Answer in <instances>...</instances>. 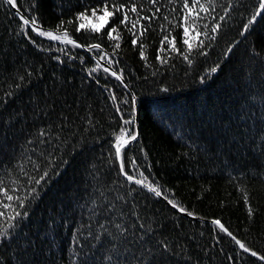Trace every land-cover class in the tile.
I'll return each mask as SVG.
<instances>
[{
	"label": "trees",
	"instance_id": "obj_1",
	"mask_svg": "<svg viewBox=\"0 0 264 264\" xmlns=\"http://www.w3.org/2000/svg\"><path fill=\"white\" fill-rule=\"evenodd\" d=\"M102 2L17 0V5L26 17H38L44 30L55 33L64 21L77 43H99L109 56L119 43L114 57L118 63L111 67L123 71L126 88L102 69L90 76L97 62L83 48L41 37L29 28L28 36L36 41L31 43L18 13L0 0V211L6 212L0 228L9 227L5 221L15 210L27 212L12 222L16 226L10 228V238L0 243V264H106L109 255L127 264L133 253L143 251V242L131 244L130 252L119 245L117 255L109 237L96 242L88 233L95 236L100 224L119 220L121 211L134 221L133 205L155 230L146 237L148 246L155 249L164 240L171 247L170 253L157 255V264H264L212 223L220 220L249 249L264 255V12L241 34L259 0H213L211 15L200 12L198 30L203 33L207 24L215 39L200 36L205 47L193 48L191 64L176 52L159 53L167 56L165 64L156 59L169 32L176 47L186 49L183 27L177 26L186 13L181 0H158L155 5L150 0H117L134 2L142 16L155 13L150 27L148 20L141 21L148 31L135 46L132 34L119 25V13L112 22L118 25V41L105 35L112 23L99 34L75 31L81 22L77 14L87 10L91 15ZM221 15H226L224 21H219ZM217 22L221 28L213 34L210 29ZM141 42L146 59L140 56ZM89 52L98 58V52ZM106 87L117 101L109 98ZM121 115L134 116V124L125 127L138 131L137 139L122 149L126 170L137 179L146 177V185L158 186L163 198L120 174L114 144L124 126ZM43 130L47 136L41 137ZM132 159L136 163L129 168ZM44 171L48 176L35 184ZM33 187L38 196L33 193L36 198L29 197L23 209L4 197L5 190L28 196ZM168 200L194 215L180 213ZM74 235L79 244L73 243Z\"/></svg>",
	"mask_w": 264,
	"mask_h": 264
},
{
	"label": "snow or ice",
	"instance_id": "obj_2",
	"mask_svg": "<svg viewBox=\"0 0 264 264\" xmlns=\"http://www.w3.org/2000/svg\"><path fill=\"white\" fill-rule=\"evenodd\" d=\"M5 3L12 6L13 8L17 9V13L19 15V18L22 22L24 35L29 39V41L33 44H36V41L32 39L31 36H28L27 29H31L33 33H36L37 35L41 37H47L51 39L52 41H60L65 44L72 45L75 48H85L88 51L95 50L99 53L96 66L91 69L89 72V75L91 76L92 73L96 72L97 69H102L103 72L110 74L111 76L115 77V79L121 81V83L124 85V87H127V84L124 83L123 80V71L117 72L116 70H113L111 67L113 63H118V61L114 60L115 57V49L120 48V44L116 43L114 45V51L112 56H109L107 52H105L102 49V45L99 43L95 44H89V45H82L80 43H77L73 38L70 37L69 31L64 28V21H61L59 25H57V28L55 30V33L53 31L44 30L42 28V25L39 23L38 17L33 15L31 18L26 17L23 13H20L19 6L17 5V0H4ZM152 4H157L158 0H150ZM182 3V9L186 10V13L183 15L182 23L177 25L180 27H183V39L182 44L186 46V49L184 51H181V49L176 47V37H171V33L169 32L167 35H164L163 38L160 41V48L158 49V55L156 56V59L159 60L162 64L167 63L168 58L167 56H161L159 53H170V52H176L177 54L183 56V59L187 61L189 64H191V55L193 53V48L196 47L198 49H203L205 47L204 40L200 39V36L203 35L208 40H214L215 35H210L208 31V25L204 24L203 28L205 29L203 33L198 30L197 28V20H202L203 17L200 16V12L207 13L211 15V12L213 10L212 4L213 0H208V4L206 6L205 3H201L200 0H191V4L189 3V0H181ZM197 8L199 11H197ZM140 11L138 10L136 4L130 3H118L117 0H103L102 6H98L96 8L91 9V15H88V11L81 12L77 14L76 20L81 21L78 24V27H76L75 31L80 32L83 30H88L92 33H101L102 30L109 25V23H112L117 13H119L122 18L119 20V25H123L125 29L130 32L133 36L132 44L135 46L137 45L138 41H141V37L144 36V34L148 31V27H150V22L152 19H155V13L153 16H142L140 15ZM160 11L159 8H156V12L158 13ZM175 11V9H173ZM262 12H264V0H259L258 3V9L254 10L253 15L248 20V22L243 25V31L242 35L247 32L252 24L257 20L258 17L261 16ZM134 14L135 19L132 18L130 15ZM229 13L226 12V15ZM226 15L219 16V21H224L226 19ZM93 18L95 19V22H93ZM163 19L165 21H168L171 23V21L168 20V16H164ZM215 19V17H214ZM148 20L149 26L145 27L141 21ZM191 21V23H189ZM69 25L73 23L72 20H69L67 22ZM140 26L139 33H137V26ZM221 28V24L219 22L215 23L214 26L210 29L211 33H217L219 29ZM161 30H165V26H161ZM174 30V29H173ZM58 33V34H57ZM114 33L116 35H114ZM194 33V35L192 34ZM105 35L110 40H116L118 41L120 39L118 25L115 23H112V27L109 28V30L105 33ZM167 42L168 47L165 48L164 44ZM144 47L145 45L141 42L140 43V56L142 59H146L145 53H144ZM61 52H65L64 49H60ZM228 52H231V48L227 50ZM67 54V53H65ZM197 54L205 55L204 52H198ZM57 60H59V57H56ZM101 61H106L107 66L100 63ZM219 65L216 67H213L210 69L211 73H215L218 70ZM203 79V78H202ZM99 83V81H96ZM106 91H109L111 93L110 89H105ZM113 102L117 101V96L114 93L110 94L109 97ZM124 103H128L127 100L123 101ZM131 103L133 106L136 105V97L133 95ZM117 111H120L119 105L117 106ZM121 119L123 121V125L120 129L119 134L115 136V157L117 160L120 161L119 164V172L122 176L125 177L126 181L131 183H134L135 185L140 186H146L148 190L155 194L156 197H161L163 195L161 189L158 186H153L152 184H145L146 177L144 179H137L135 176V173L129 174V171L125 168V163L122 158V149L125 147L126 144H128L130 141H135L137 139V136L134 132L130 131L127 127L128 125H132L135 122L134 116L131 119H124L123 115H121ZM91 122V121H89ZM41 137L47 136V131L43 130L39 133ZM125 136L128 137V139H125ZM135 160L132 159L129 162V168H131L132 165H135ZM138 170V169H137ZM139 175L141 177L144 176L143 172H140ZM48 176V172L44 171L43 175L40 176L39 179L35 180V184H40L42 180L45 179V177ZM34 179V178H33ZM131 191H135V189H130ZM33 193H36V196H38V193L36 191V188L33 187L29 193L28 196L25 197H19L14 195H9L8 191H4V197L8 201H18V208L23 209L25 207V201L31 197L33 199L36 198V196H33ZM118 199L123 200L124 197H118ZM167 199V197H165ZM245 202L247 203L248 197L245 195L244 197ZM168 203L171 204L173 208H177L180 213H186L188 216H193L194 214L191 211H188L186 208L180 206L179 204L173 202L172 200H168ZM3 208L9 209L13 206L11 204H3ZM115 207L114 205L112 206ZM249 215H252V208L249 206L248 208ZM120 219L116 220L113 219L110 222L102 223L99 225V230L97 231L96 235L93 236L92 232L89 231L88 236L92 237V239L96 242H100L103 236L109 237L110 242L112 243L111 251L113 253H116L117 255L120 254V247L119 245H123V251L124 252H130L131 244H135L137 242H143L142 248L143 251L140 252L139 255L136 253H133V260L127 261V264H157L155 258L157 255L163 256L165 253L171 252V247L168 243H166L164 240H158L156 243L159 247L153 249L152 247H149L147 244L146 237L151 236L154 233V229L152 228L151 224L145 225L142 218L139 216V214L136 211V206H132V210L130 215L132 217H135V220L129 219V214L121 211L117 214ZM6 212L0 211V218L5 217ZM21 216H27V212L24 211L21 213L19 210H15L14 214L12 216H7V220L5 223L9 225L7 228H0V243H3L5 240H8L10 238V228L15 227L16 225L12 223L13 221H16L17 217ZM108 223L111 224V229L108 227ZM213 224L219 226L220 230L222 232H225L229 237L232 238V240L239 245V247L246 253H250L253 257H258L261 261H264V255H259L255 251H252L249 249L245 243L241 242V240L237 239L223 224H221L220 220H213ZM137 226L141 230L139 234H137L136 229ZM73 243L79 244L80 240L79 237L74 235L73 236ZM75 255V253H74ZM75 264V262H74ZM106 264H123V262L119 260H113L112 256L109 255L106 257Z\"/></svg>",
	"mask_w": 264,
	"mask_h": 264
},
{
	"label": "water",
	"instance_id": "obj_3",
	"mask_svg": "<svg viewBox=\"0 0 264 264\" xmlns=\"http://www.w3.org/2000/svg\"><path fill=\"white\" fill-rule=\"evenodd\" d=\"M12 7V6H11ZM12 9L17 13V9L16 8H13L12 7ZM88 54H90L92 57H93V59L97 62V57H95L94 55H92L88 50H86L85 48H83ZM100 63H102V64H104L105 66H107V64L105 63V62H103V61H101ZM121 82V81H120ZM137 127H136V136H137ZM131 142V141H130ZM160 198H163L162 196L160 197ZM175 209H177V208H175ZM178 210V209H177ZM183 214H186V213H183ZM192 217V216H191ZM219 227V226H218Z\"/></svg>",
	"mask_w": 264,
	"mask_h": 264
}]
</instances>
